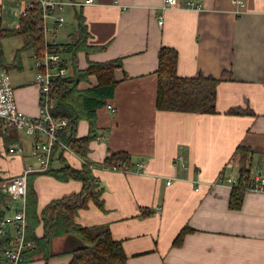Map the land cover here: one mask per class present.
Segmentation results:
<instances>
[{"label":"crops","instance_id":"crops-1","mask_svg":"<svg viewBox=\"0 0 264 264\" xmlns=\"http://www.w3.org/2000/svg\"><path fill=\"white\" fill-rule=\"evenodd\" d=\"M199 1L205 3L203 10L176 8L166 0H96L70 6L75 19L77 12L83 13L92 47L78 53L80 67H87L89 61L122 59L116 69V92L109 100L114 109L105 105L98 110L99 135L91 141L88 154L103 190V207L91 201L76 221L83 226H109L113 236L123 241L127 264H264V192L246 191L243 206L233 209L231 187L221 180L239 174L235 151L240 145L253 149L250 167L264 173V0H243L244 6L236 0ZM7 4L19 22L14 27L0 25V30L17 28L26 9L23 0H0V22ZM76 24L75 32H65L69 39H58L65 21L55 36L60 43L74 40L77 19ZM2 43L7 60L13 62L25 38L10 36ZM163 45L178 50L181 75L202 72L221 78L216 113L157 108ZM34 54L23 50L22 68L10 71L20 109L38 115ZM97 83L96 75H91L79 87ZM235 107L252 112L230 113ZM89 129L88 120L82 119L78 134L86 135ZM7 136L20 139L15 130ZM26 149L24 155L8 153L7 161L0 154V179L34 164L27 165ZM117 150L132 154L131 170L100 164ZM64 156L68 164L83 166L78 154L65 151ZM139 163L147 166L139 171ZM63 164L56 160L53 165ZM34 183L39 212L51 200L83 187L81 180H61L48 173L37 174ZM185 226L194 230L177 246L174 241ZM38 233H43L42 226ZM68 242V235L54 238L55 256L47 260L38 255L25 264H69L73 255L65 252L70 250Z\"/></svg>","mask_w":264,"mask_h":264},{"label":"trees","instance_id":"trees-1","mask_svg":"<svg viewBox=\"0 0 264 264\" xmlns=\"http://www.w3.org/2000/svg\"><path fill=\"white\" fill-rule=\"evenodd\" d=\"M76 19L78 31L74 40L67 43H59L63 51L70 53L69 74L59 78L52 90L55 100L54 115L69 117L71 126L61 135L70 148L85 161L80 168L67 163L64 151L58 146L54 148V158L51 167L43 172L29 174L28 180V208H27V239L34 242V246L28 252L23 264L42 255L45 259L55 256L51 250L52 240L56 237L68 235L70 250L65 251L73 255L69 264H127L128 255L125 251L123 241L116 239L109 226L94 225L83 226L76 221L81 209L87 208L91 201L103 207V190L96 182L88 161L90 144L99 135L97 125L98 110L107 105L115 95L119 80L116 77V69L122 66V59H111L107 61H89L87 67L79 65L78 53L81 50H90L88 44V28L82 12H77ZM43 16L40 6L29 9L22 14L20 24L17 28H2L0 30V69L22 68L20 55L23 50L39 52L45 46V35L42 27ZM22 35L25 44L17 50L16 58L9 62L5 56L3 39L10 36ZM104 46H101V49ZM178 50L172 46L163 45L159 51L158 91L156 106L159 110L185 111L199 113H216L218 88L221 78L206 75L202 72L183 76L178 71ZM226 72V71H225ZM91 75H96L98 83L89 88H80V82L88 80ZM230 113H251V109L231 108ZM82 119H87L90 125L88 134L80 136L78 125ZM5 138L7 152L14 141L7 134L0 132ZM17 136L15 140H18ZM253 149L249 146L240 145L235 151L239 158V174L250 172V161ZM58 155V159L55 156ZM61 160L64 164L56 167L54 162ZM126 162L132 166V154L126 150L111 151L100 164L108 166L115 162ZM48 173L61 180L71 178L81 180L83 187L78 192L51 200L43 209L38 210V195L35 189V178L37 174ZM224 175V174H223ZM229 176V175H227ZM3 179H0V181ZM246 182L241 181L231 188L230 207L240 209L243 206ZM4 199V194L1 193ZM5 215V210L0 205V220ZM42 226L43 233H38ZM194 230L185 226L177 235L174 244L180 245L185 235ZM12 230L0 234V259L4 248L9 245Z\"/></svg>","mask_w":264,"mask_h":264},{"label":"built area","instance_id":"built-area-1","mask_svg":"<svg viewBox=\"0 0 264 264\" xmlns=\"http://www.w3.org/2000/svg\"><path fill=\"white\" fill-rule=\"evenodd\" d=\"M26 9L23 14L36 5L42 9L43 31L46 40L45 46L35 52L37 72L35 82L40 92V112L38 115H31L20 109L16 87L13 83L11 71L0 69V132L8 134L11 131H24L34 136L32 143V154L37 158L38 164L27 166L21 173L0 181V205L5 210V215L0 220V234L4 235L12 230L9 245L1 254V264H23L28 252L34 246V242L27 239V208H28V180L29 174L43 172L51 167L54 158V148L59 147L62 151L74 152L62 139L61 135L71 126L72 120L69 117L54 115L53 109L55 100L52 90L59 78L69 74L70 58L66 56L59 42L56 41L57 32L63 28L66 17L63 13L66 6L81 7L86 4L95 3L96 0H23ZM167 3L176 7L191 10H203L205 3L199 0H166ZM244 6L243 0H236ZM51 17L52 22L47 19ZM163 17L160 19L162 24ZM52 35L53 38H49ZM111 109L113 105L108 103ZM9 154H25V148L21 144L9 146ZM75 153V152H74ZM58 159V155L55 156ZM84 162H87L84 160ZM93 166V163H90ZM146 163H139V171L146 167ZM113 170L129 171L132 167L126 162H115L107 166ZM137 169V170H138ZM229 187L233 188L241 181L246 182V190L264 192V173L258 168H250L246 174L223 176ZM171 179L168 184H171ZM200 190V187L196 188ZM160 210V207L158 208ZM8 211H10L8 213Z\"/></svg>","mask_w":264,"mask_h":264},{"label":"rangeland","instance_id":"rangeland-1","mask_svg":"<svg viewBox=\"0 0 264 264\" xmlns=\"http://www.w3.org/2000/svg\"><path fill=\"white\" fill-rule=\"evenodd\" d=\"M7 8L3 9V16H2V19H1V22H0V25L2 27H14V25H18V18H13V14H12V11L9 10V7L10 5L7 4ZM64 15H66L67 17V20H66V26H65V29L62 31V33H59L58 34V39H69L68 36L65 35V32H75L76 30V19H75V14H74V8H71L70 6H66V9L64 11ZM14 19V21H13ZM47 21L49 23L52 22V18L49 17L47 19ZM58 39H56L57 42ZM46 40H49V39H46ZM53 39H50L49 41H51ZM60 43V42H59ZM15 132L19 135L20 139L17 140V141H14V143L10 144V145H14V144H21L23 145L22 143H24L26 145V147L29 149L27 150L26 147V162H27V165L30 164V163H34L35 165L38 164V160L36 157H33V155L31 154V149H32V143L34 141V136L33 135H29L27 134L26 132L24 131H18V130H15ZM6 142H5V138L3 135H0V154L1 156L3 157L2 159L4 160H8L9 159V155H8V152H7V148H6ZM24 145V146H25ZM59 165V164H58ZM246 191H250V190H246ZM256 192H263V191H256Z\"/></svg>","mask_w":264,"mask_h":264},{"label":"bare ground","instance_id":"bare-ground-1","mask_svg":"<svg viewBox=\"0 0 264 264\" xmlns=\"http://www.w3.org/2000/svg\"><path fill=\"white\" fill-rule=\"evenodd\" d=\"M68 144V143H67Z\"/></svg>","mask_w":264,"mask_h":264}]
</instances>
